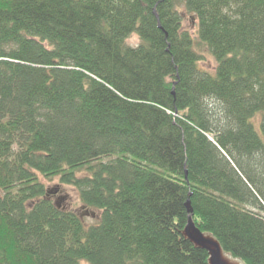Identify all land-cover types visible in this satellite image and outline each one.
<instances>
[{
  "label": "trees",
  "instance_id": "16d2710c",
  "mask_svg": "<svg viewBox=\"0 0 264 264\" xmlns=\"http://www.w3.org/2000/svg\"><path fill=\"white\" fill-rule=\"evenodd\" d=\"M189 200L264 264V0H0V264H210Z\"/></svg>",
  "mask_w": 264,
  "mask_h": 264
},
{
  "label": "rangeland",
  "instance_id": "374dc122",
  "mask_svg": "<svg viewBox=\"0 0 264 264\" xmlns=\"http://www.w3.org/2000/svg\"><path fill=\"white\" fill-rule=\"evenodd\" d=\"M183 16V22L185 28L189 29L196 40H198V22L194 14L189 11L185 6L180 8ZM127 42L131 45H138L140 42L139 37L136 34L131 35ZM200 53L204 55V60L201 62V66L214 73L216 68V59L206 46L200 47ZM256 128L261 132V116L257 115L254 119ZM262 133V132H261ZM112 157L105 158L104 161L110 160ZM89 174L88 169L82 168L77 172L79 177H84ZM42 181L45 183L49 195L54 201L65 209H72L83 216L88 224H93L98 219V213L95 210L87 209L80 199V193L78 188L70 184H64L60 180L59 176L46 178L41 176ZM86 264V262H84Z\"/></svg>",
  "mask_w": 264,
  "mask_h": 264
},
{
  "label": "water",
  "instance_id": "95a60500",
  "mask_svg": "<svg viewBox=\"0 0 264 264\" xmlns=\"http://www.w3.org/2000/svg\"><path fill=\"white\" fill-rule=\"evenodd\" d=\"M189 208L188 223L183 231L186 238L190 239L196 246L206 249L209 252L210 264H245L241 259L235 258L227 253L220 242L210 233H205L196 225L191 208V201L187 202Z\"/></svg>",
  "mask_w": 264,
  "mask_h": 264
}]
</instances>
